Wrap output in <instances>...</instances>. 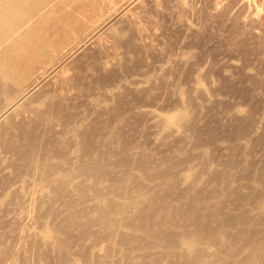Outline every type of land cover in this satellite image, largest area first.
<instances>
[{
	"label": "rangeland",
	"instance_id": "rangeland-1",
	"mask_svg": "<svg viewBox=\"0 0 264 264\" xmlns=\"http://www.w3.org/2000/svg\"><path fill=\"white\" fill-rule=\"evenodd\" d=\"M137 14L138 30L108 36L106 50L92 46L72 62L77 97L65 103L63 125L40 135L45 146L62 130L74 139L64 158L16 137L11 147L1 142L0 264H194L195 251L202 264L264 262V0H145ZM175 114L186 119L178 130L161 125ZM93 125L91 149L108 153L86 163L76 149ZM63 171L66 185L57 182ZM136 194L145 202L130 211L137 215L114 219ZM243 212L252 219L246 230Z\"/></svg>",
	"mask_w": 264,
	"mask_h": 264
},
{
	"label": "bare ground",
	"instance_id": "bare-ground-1",
	"mask_svg": "<svg viewBox=\"0 0 264 264\" xmlns=\"http://www.w3.org/2000/svg\"><path fill=\"white\" fill-rule=\"evenodd\" d=\"M144 1L145 0H0V99H2L0 102V143L2 142L4 144L3 146H13L10 143L13 140H15L14 144H17L20 141V144L24 143L25 146L28 145L29 142H33L34 146L37 147V150L38 148L40 149L45 146L40 142V135H52L51 131H53L54 125H60V122H62L59 121L60 117H62V115L65 116L64 111L67 110L65 103L69 100H75V98L77 97L74 91L75 87L72 90L73 87L71 88V85L73 84H70V80L74 78L73 76L77 75L76 72V75H74L75 69L72 66V62L79 61L81 55L87 53V50L90 47L91 49L89 50H91L92 52V46H98L100 48V46L103 47L105 45H108L110 43L108 41L109 39L105 40L106 37L109 38L108 36H118L120 38V35L117 34H122V32L130 31V27H132V29L134 27L133 31L136 30L135 28H137L138 30L137 23H139V18L140 16H142V14H137V8L141 7ZM153 1L155 4L157 3V0H152V3ZM259 14V9L254 8L253 15L256 16ZM132 38L134 37L132 36ZM115 40L116 41H114V44L116 45L118 42V38H116ZM130 40L132 41V39ZM104 41H108L109 43L103 45L105 43ZM128 42H130L129 39ZM120 43L121 41L119 42V44ZM128 45L129 44H127V47ZM94 47L93 49H96ZM115 47L117 48L118 44ZM106 48L107 46L104 49L106 50ZM109 49L111 50V48ZM113 49L114 52L111 51L109 57H112L113 55L111 53H115L117 50H115V48ZM109 51L107 52L109 53ZM101 52L105 53L103 50H101ZM94 54L97 53H95L94 51ZM94 59L96 60V58ZM102 61L105 62L104 60H101L99 61L100 64L97 65H100L102 67V65H104V63L101 64ZM105 64L109 65V61H107V63ZM109 67L107 66V68ZM131 81L135 82V80L133 79ZM76 82L78 81L76 80ZM96 102H92L94 103V106L96 105ZM115 102H117V100H115ZM138 106L137 108L139 109L140 107ZM87 109L90 110L89 108ZM142 110L147 113L149 112L151 115H154L153 109L145 108ZM64 116L63 118H65ZM117 117V120L122 119L120 115H118ZM184 118L185 117L182 116V114L169 115L167 118H161L160 123L162 126L165 125L169 129L171 127V130L175 131L179 129V121L186 120ZM93 127L94 125L92 126V129H89L88 127L89 130H87L83 134L80 140L82 143L80 146L81 148L79 147L78 149H76L80 158L84 159L86 158L85 156H87V158H100V156L102 157V155L104 156V154L108 153L107 147L103 145L100 146V148L91 149L93 136L97 135L96 131L93 130ZM64 134L65 133H63L62 130L56 137L51 138L44 148V154L49 155L51 153L53 157V151H56V157H60V155L63 157V155L69 153L68 149H70V147L72 148V145L69 143L74 141V139L72 141L70 140L71 142L67 139L69 141V143H67L68 141L66 142L65 140H63L64 138H66V134ZM112 135L113 133L109 132L106 138L112 137ZM72 136L73 135H71L70 137ZM15 137L17 138V140H19L17 143H15ZM110 139L112 138H109V141ZM76 141L79 142L75 139V143ZM2 143L0 145H2ZM19 148L20 147H18V149ZM77 151L74 152L77 153ZM62 157L61 159L64 158ZM61 159L57 161L59 162L61 161ZM32 160L30 161L33 162ZM36 160L38 161V159ZM45 160L43 162H45ZM63 161L64 160H62V162ZM61 165L63 164L61 163ZM49 166H52V164H50ZM68 169L69 168H67V170ZM66 172L64 173L63 171L62 178L59 177V181L57 182H61L60 179L62 180L64 176L65 180H63L66 182ZM66 183L61 182L60 184L66 185ZM35 184L39 185L40 183L38 182ZM69 184H72V182H69ZM220 187L223 188V185L220 184ZM34 194L36 195L37 193L34 192ZM142 203H145L142 196L137 197L136 194V196L133 197V200H130V203L126 204L129 207L123 206V208L121 209H118L116 207V211H112L117 213V216L114 217V219L119 220L126 213L130 214L128 215L129 218H134V216L137 215V212L135 213V215H131L130 211H137V206L138 210H140V205ZM82 204L85 205V203ZM117 204L123 205L124 202L122 200H119L117 201ZM177 213V211L171 212L172 215H176ZM246 214L247 212H243L238 219V222L242 225L243 230H246V228L252 221L251 218L246 217ZM141 217L142 222L140 225L146 230L145 233H150L152 228H149V225L151 223L148 220L149 216H147L146 213H142ZM152 217H155L156 222L164 223V218L159 216V213H153ZM117 220H114L115 223ZM102 222L103 220H101V223ZM197 223L199 225L197 229H200L205 226L206 222L202 217H198ZM108 224L107 227L110 228V224ZM120 226L121 225L118 224L117 229H120ZM207 227H209V230L206 239L211 240L213 237L214 229L210 226ZM108 228L106 233H112V230H109ZM134 228L140 229V227L137 228L136 225L134 226ZM144 229L141 230L145 231ZM161 233L164 234L163 232ZM249 233H251V230H249ZM45 236L49 238L51 237V234H49L47 231ZM134 237H136L137 239V236ZM192 238L193 236H187V240L186 242H184L186 244L185 248H187L188 250L194 249V241ZM174 253L178 254L179 251H175ZM193 257L196 261L194 264H202L204 255L201 252L195 251ZM212 262V260H208L206 261V264H212ZM236 263V261H230V264ZM239 263L264 264V262L260 263L258 257L256 256L244 257L243 259L239 260ZM184 264H190V262L185 261Z\"/></svg>",
	"mask_w": 264,
	"mask_h": 264
}]
</instances>
